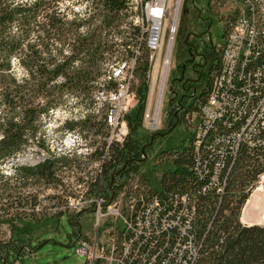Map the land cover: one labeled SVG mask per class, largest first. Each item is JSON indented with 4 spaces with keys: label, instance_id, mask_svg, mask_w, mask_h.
Listing matches in <instances>:
<instances>
[{
    "label": "trees",
    "instance_id": "trees-1",
    "mask_svg": "<svg viewBox=\"0 0 264 264\" xmlns=\"http://www.w3.org/2000/svg\"><path fill=\"white\" fill-rule=\"evenodd\" d=\"M129 1L90 0L85 10L69 17V6L62 0H0V170L33 142L45 151L34 163H15L9 175L0 171V223L9 229V236L0 238V258L26 255L46 240L43 234H25V222L37 225L49 218L57 229L67 214L79 235L81 211L59 208L47 213L46 205L36 209L41 193L53 205L75 194L58 170L81 168L76 153L51 151L45 139V117L67 89L89 96L86 104H94L91 92L100 89L106 57L114 53L124 60L132 51L129 46L139 45L133 83L137 101L124 113L128 131L121 140H108L106 131L87 154L98 165L76 176L84 182L83 198L99 193L104 208L118 201L120 215L127 218L108 222V236L121 251L117 264H264V223L245 224L241 218L264 174V34L254 52L234 70L229 85L223 48L245 6L242 0V7L223 23L222 42L213 46L205 85L189 95L180 90L172 98L164 127L147 132L143 120L150 92V54L146 40L140 39L139 26L129 20L132 37L121 32L132 11ZM226 1L204 0L201 21L205 25L212 18L222 22ZM247 2L258 12L259 4H264V0ZM260 17L257 20L264 22ZM15 66L21 68L20 74ZM217 78L225 110L206 123L203 108ZM182 80L173 77L172 84ZM96 116L89 109L64 125L72 132L78 126L93 133L102 125L110 126L107 110L101 118ZM177 127L185 129L178 142L159 147ZM149 160H153L151 167ZM43 185L69 191L44 193Z\"/></svg>",
    "mask_w": 264,
    "mask_h": 264
},
{
    "label": "rangeland",
    "instance_id": "rangeland-1",
    "mask_svg": "<svg viewBox=\"0 0 264 264\" xmlns=\"http://www.w3.org/2000/svg\"><path fill=\"white\" fill-rule=\"evenodd\" d=\"M89 1L90 0H62L63 5L69 6V17H71L74 12L85 10ZM179 7L177 32L174 35V42L170 51V58L168 59L169 62H167V70L164 67L165 70L162 75L165 91H159L161 93V95H159V92L155 90L154 81L157 79L156 75L152 83L153 87L151 93L149 92L148 104L145 112L146 117L145 121L143 120L144 130L147 132H152L153 130L164 127L167 111L172 104V98L177 96L180 90H183L184 93L189 95L196 90H200L205 85L209 64L214 58L213 46L215 44L219 45L222 42L221 33L224 27L223 23L229 19L227 18L229 13L235 12V10L242 7V0H227L221 8V15L223 16L222 22L218 21L216 18H212L210 19L211 23L208 25H205L199 17L200 14L204 15L206 8L204 0H181ZM134 10L135 7L129 12V16L127 15L125 17L126 20L122 22V30L126 31V28L132 30L129 20L134 22V18L136 17ZM228 27L230 28L231 25ZM108 31L111 32L112 29ZM55 44L57 46L60 45V40L57 39ZM120 58L123 57H118L115 56L114 53H111L103 61L102 64L105 66L106 73L100 79V89L97 88L95 89L97 91L91 92L92 96L96 99L94 104H86L90 99L89 96L83 97L77 92L67 89L64 90L61 95L62 98L60 101L61 104L59 103V111L55 112L56 109L52 110L49 115L45 117V139L51 151L67 154L74 152L78 157L81 168L77 166L78 168L75 170V166H72L70 171H64V176L70 180V186L76 181V176L81 174L79 170H89V172H91L94 168L96 159L94 156H88V152L91 148L93 149L96 144L101 142L100 139H102L106 131L109 130L108 139H113V131L110 128L111 126L108 127L105 125H102L98 133H93L92 130L89 132L83 131L77 126L76 129H74L75 132H72V136L70 134L71 130L64 125V122L68 120V118L77 119L83 117L86 110L89 109H92L93 112L97 114L96 120L102 117L103 112L107 110V104H109L104 86L108 77L107 69L110 64H115ZM15 67L16 73L20 74L21 68L18 66ZM173 77L182 78L184 82L181 81V84L178 82V84L173 85ZM135 82H137V79H135ZM183 99L184 102L187 101V98ZM136 101L137 99H131L129 108L133 106ZM88 105L91 108H89ZM184 131L185 129H183V127H177L174 132L162 140V143H158L159 147L177 143L184 134ZM44 154L45 151L38 149L33 142V144L24 149V151L10 157L9 162L3 164V168H1L0 171L3 172V174L9 175L15 163H34ZM152 162L153 160H149V167L152 166ZM31 186L25 187L30 188ZM34 186L36 187V185ZM76 186L79 187L78 185H72L75 194H79L80 191ZM260 187H262V190H260ZM43 188L42 190H44V193H67V191H69L68 188L64 190V188H60V186L46 187L43 185ZM71 196V199L68 200L70 202V208L78 207V210H81L79 235L76 236L73 232V225L69 221L67 214L61 217L62 220L57 229L54 227L53 223L49 221V218H46V220H43L37 225L25 222L23 226L25 234H32L33 237L43 234L46 240L39 245H34L32 250H27L26 255H20L18 257L12 255L8 260L0 258V264H89L88 261L90 260H88V258L94 256L96 247L90 243H82V239L86 237L89 241L99 243V241H103L107 238L109 233L108 230L111 229V223H120L122 220L112 213L114 212L115 204H111L109 207L110 210L113 209L112 212L107 211L104 213L102 211V206L98 207V204L94 206L88 199L81 200L76 196ZM40 198L41 205L38 206L40 208L46 205L47 209H45V211L47 213L58 209L59 206L57 204L53 205L52 199L44 197L42 193ZM253 203L254 205L252 206ZM242 215L244 220L247 219V222L264 223V174L260 183L257 184V188L247 200ZM8 234L9 229L7 224L0 223V238L8 237ZM78 245H85L87 249L84 248L82 251L83 247L78 249Z\"/></svg>",
    "mask_w": 264,
    "mask_h": 264
},
{
    "label": "built area",
    "instance_id": "built-area-1",
    "mask_svg": "<svg viewBox=\"0 0 264 264\" xmlns=\"http://www.w3.org/2000/svg\"><path fill=\"white\" fill-rule=\"evenodd\" d=\"M68 1V0H67ZM132 8L135 7L134 0H130ZM181 0H147V11H148V27H153V45L149 46V54H150V86L152 88L154 73L156 71V67L161 68L165 63H167L173 42L174 35L177 32V19L179 13V5ZM62 4V2H60ZM244 7L242 9L241 14L227 35L225 45L223 48V63L225 70L228 72L227 74V82L229 85L231 84L232 73L235 69L238 68L239 63L243 62L247 56L251 55L254 52V48L256 44H258V37L264 34V22L260 23L257 19L260 16H264V4L260 5V11H257V7L250 8L246 5L244 0ZM69 9V8H68ZM80 11V10H79ZM78 11V12H79ZM135 11V10H134ZM261 18V17H260ZM263 19V17H262ZM259 22V24H258ZM135 25V24H134ZM123 33H129V37H132L130 33V29L126 28V31H121ZM258 39V40H257ZM132 51L126 53L124 55V61L121 63L120 70L114 72L111 80L115 81L114 84L109 85L107 83L105 86L107 99L109 104H107V113H112V126L110 127L113 130V139L116 138L121 140L123 136L128 131V124L126 123V119L124 118V113L129 110V105L131 99H137L135 94V90L133 87V83L135 81V67H136V53L137 48L136 45L129 46ZM70 51L69 49H67ZM169 52V53H168ZM121 54V53H120ZM171 54V53H170ZM61 60L62 58L59 57ZM163 71V69H162ZM161 71V72H162ZM160 72V73H161ZM159 73V74H160ZM62 78V76H60ZM221 85L220 79L215 80V88L211 95V99L209 103L203 108V112L205 113L204 121L209 123L212 119H215L219 115L224 113V102L219 97L221 93ZM150 88V93H151ZM165 91V87H164ZM159 95L161 93L159 92ZM54 109H59V104L54 107ZM110 140V139H108ZM98 162H94V166H97ZM68 170L63 167V169L58 170V174L65 175L64 171ZM74 171V169H73ZM72 172V171H71ZM79 172L82 175L81 170ZM74 173V172H73ZM63 175V180L68 184H70V180ZM263 176V175H262ZM84 182L80 180V178L76 177V181L72 183L73 186L78 185L79 194H67L65 196L66 200L62 202V204L58 205V209L68 210V211H81L78 210V207H71L70 202L68 200L71 199V195L76 196L81 200H90L95 199L98 207L102 206V211L105 213L107 211L112 212L113 209H109L111 204H115V209L113 215L120 216L121 219L127 221L125 216L120 215L119 212V204L117 202L109 203L105 208L103 206V202L101 201L102 195L99 193L94 196H87L83 198V192H81L82 185ZM36 209H39V206H36ZM130 224L129 221L127 222ZM82 243H90L94 245L96 248V252L94 256L88 258L89 264H117L118 258L120 256V249L117 248L116 242L114 239H111L110 236L103 241H99V243L94 241L87 240L84 237L81 241ZM121 243L126 244V239L123 238ZM83 247V248H82ZM82 248L84 250L85 245H78V249ZM87 249V248H86Z\"/></svg>",
    "mask_w": 264,
    "mask_h": 264
},
{
    "label": "bare ground",
    "instance_id": "bare-ground-1",
    "mask_svg": "<svg viewBox=\"0 0 264 264\" xmlns=\"http://www.w3.org/2000/svg\"><path fill=\"white\" fill-rule=\"evenodd\" d=\"M134 2H135V11L134 12L137 13V14H135L136 17L134 18L135 20L132 23L135 24L136 26H139V28H141L142 35L143 36L140 39L141 40H146L147 45H148V48H149V46H152L153 45V40L154 39H153V27H148V24H147L148 23V11L146 9L147 8V0H134ZM245 2H246V5H248L250 7V4L247 2V0H245ZM137 8L140 9V13L139 14H138V9ZM136 48H137V53H136V59H137V54L140 53V51H139V45H137ZM169 58H170V56H169ZM123 61L124 60L122 59V60H119V61L115 62V64H113V65L110 64V66H108V69H107V71H108L107 72V76L108 77L106 79V82H108V81L111 80V77H112V75H113L114 72H117V71L120 70V67L122 65L121 63ZM167 62H169V61H167ZM164 67L167 70V63H165L163 65V67H162L163 71H162L161 68H158V67L155 68L156 71L154 73V77L156 78V75H157V79L154 81V84H155V90H157V92L164 90V87H165L164 84H163V82H162V75H163V72L165 70ZM151 90H152V88H151ZM59 109H56L55 112L59 111ZM107 116H108L109 125L112 126L111 125L112 124V113H107ZM70 134L73 136L72 131L70 132ZM260 190H262V187H260ZM253 205H254V203L252 204V206Z\"/></svg>",
    "mask_w": 264,
    "mask_h": 264
},
{
    "label": "crops",
    "instance_id": "crops-1",
    "mask_svg": "<svg viewBox=\"0 0 264 264\" xmlns=\"http://www.w3.org/2000/svg\"><path fill=\"white\" fill-rule=\"evenodd\" d=\"M241 218H242V221H243V223H249V224H252V223H260V222H247V219L246 220H244V218H243V215H241Z\"/></svg>",
    "mask_w": 264,
    "mask_h": 264
},
{
    "label": "water",
    "instance_id": "water-1",
    "mask_svg": "<svg viewBox=\"0 0 264 264\" xmlns=\"http://www.w3.org/2000/svg\"><path fill=\"white\" fill-rule=\"evenodd\" d=\"M169 53V52H168ZM170 56V53L168 54V57Z\"/></svg>",
    "mask_w": 264,
    "mask_h": 264
}]
</instances>
